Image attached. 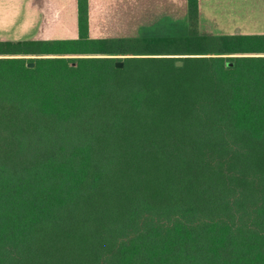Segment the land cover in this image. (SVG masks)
Wrapping results in <instances>:
<instances>
[{
	"label": "trees",
	"instance_id": "obj_1",
	"mask_svg": "<svg viewBox=\"0 0 264 264\" xmlns=\"http://www.w3.org/2000/svg\"><path fill=\"white\" fill-rule=\"evenodd\" d=\"M182 12L0 39V264H264V35Z\"/></svg>",
	"mask_w": 264,
	"mask_h": 264
},
{
	"label": "crops",
	"instance_id": "obj_2",
	"mask_svg": "<svg viewBox=\"0 0 264 264\" xmlns=\"http://www.w3.org/2000/svg\"><path fill=\"white\" fill-rule=\"evenodd\" d=\"M88 2L89 32L93 37L135 35L143 27L134 14L139 4L147 8L164 4V12L171 17L180 11V0H116L117 6L113 7L106 0ZM120 3L123 7H118ZM102 6L103 15L98 11ZM198 8L202 27L209 33L264 35V0H198ZM96 17L104 23L94 34ZM0 31L1 40L76 38L77 0H0Z\"/></svg>",
	"mask_w": 264,
	"mask_h": 264
},
{
	"label": "rangeland",
	"instance_id": "obj_3",
	"mask_svg": "<svg viewBox=\"0 0 264 264\" xmlns=\"http://www.w3.org/2000/svg\"><path fill=\"white\" fill-rule=\"evenodd\" d=\"M107 1H108L107 4H109V6H111V7H113L116 3V0H106V2ZM104 4H106V3H103V5ZM118 5H119V3H118ZM115 6H117V5H115ZM118 7H123V4L120 3V6H118ZM165 9H166V6L164 4L159 6V7H158V5L153 4L152 6H149L148 8L140 6V4L135 6V10H137V11H135L134 14L137 15V17L142 20L141 23L143 25V27H141L138 31L140 32L143 30H147V32H149L150 34L151 33H155V34L169 33V34L178 35L179 34V28H180L179 19L183 20L185 17V15L182 12L183 11V0H180V11H179V13L175 11L174 14L172 15V17L167 12H164V11H166ZM98 11L100 12V14H102L101 12L104 11L103 6ZM102 15L100 17H102ZM100 19H98L97 17L94 18V21H93L94 34L99 33L100 29L103 28L102 24L104 22H101ZM181 22L182 21H180V23ZM10 39L17 40L19 38H10ZM229 56H233V55H229Z\"/></svg>",
	"mask_w": 264,
	"mask_h": 264
},
{
	"label": "water",
	"instance_id": "obj_4",
	"mask_svg": "<svg viewBox=\"0 0 264 264\" xmlns=\"http://www.w3.org/2000/svg\"><path fill=\"white\" fill-rule=\"evenodd\" d=\"M171 56H172V57H180V55H171ZM175 64H176L177 66H181V65L183 64V62H182L181 60H176V61H175ZM228 64H229V65H232V62H229ZM27 65L30 66V67H32V66H34V63H33V62H29ZM115 66L118 67V68H122V67H123V62L120 61V60H117V61L115 62Z\"/></svg>",
	"mask_w": 264,
	"mask_h": 264
}]
</instances>
